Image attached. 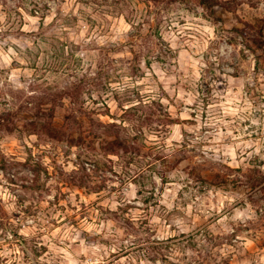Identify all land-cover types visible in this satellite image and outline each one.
I'll return each instance as SVG.
<instances>
[{"label":"rangeland","instance_id":"1","mask_svg":"<svg viewBox=\"0 0 264 264\" xmlns=\"http://www.w3.org/2000/svg\"><path fill=\"white\" fill-rule=\"evenodd\" d=\"M209 3L0 0V264H264V0Z\"/></svg>","mask_w":264,"mask_h":264},{"label":"trees","instance_id":"2","mask_svg":"<svg viewBox=\"0 0 264 264\" xmlns=\"http://www.w3.org/2000/svg\"><path fill=\"white\" fill-rule=\"evenodd\" d=\"M202 2L205 4V5H209V0H202ZM210 6V5H209ZM211 9V16H213V9L210 7ZM213 18V17H212ZM238 31V29H237ZM240 32V31H238ZM258 37L255 38V39H252V42L256 43L257 45H259L260 47H264V34L262 31H260L258 33ZM206 64L208 66V69L206 70L205 74H203L202 76V81L203 83H205L206 86L209 85V82H210V75L213 73V71L215 70L214 69V64L213 62L210 60V55L209 53L206 54Z\"/></svg>","mask_w":264,"mask_h":264},{"label":"clouds","instance_id":"3","mask_svg":"<svg viewBox=\"0 0 264 264\" xmlns=\"http://www.w3.org/2000/svg\"><path fill=\"white\" fill-rule=\"evenodd\" d=\"M12 83H13V84H16V80H15V78H13ZM2 86H3V81H0V87H2ZM18 87L21 88V89H25V90H26V85H24V84H19ZM113 103H114V102H113ZM126 106H127V107H133L134 104L129 103V104H127ZM5 156H7V153H5ZM0 163H4V164H6L8 167H12V166H14V165H12L11 163H9L8 161H0ZM240 215H243V214L241 213ZM25 235H27V233H25ZM0 255H3V254H0ZM17 259H20V257H17ZM10 264H11V262H10Z\"/></svg>","mask_w":264,"mask_h":264}]
</instances>
